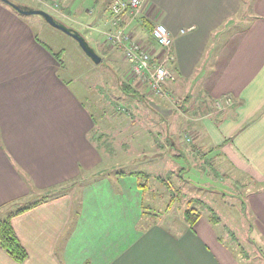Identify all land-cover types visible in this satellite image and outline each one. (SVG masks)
<instances>
[{"label": "crops", "instance_id": "crops-1", "mask_svg": "<svg viewBox=\"0 0 264 264\" xmlns=\"http://www.w3.org/2000/svg\"><path fill=\"white\" fill-rule=\"evenodd\" d=\"M28 1L21 4L50 11L60 22L71 20V28L98 53L110 25L114 29V0ZM145 16L144 26L128 27L133 40L161 57L164 50L153 42L151 29L157 23L167 27L175 75L168 90L187 96L182 110L200 117L188 125L194 134L184 156L210 159L225 177L242 174L255 182L257 188L247 186V225L264 244V0H148ZM33 25L0 1V220L13 212L14 202L68 189L13 218L28 258L17 263L0 248V264H243L209 218L201 217L193 228L185 220L179 236L154 222L143 226L144 197L135 178L119 183L120 192L106 180L96 184L105 156L92 137L95 116L61 78L63 53L44 43ZM207 99L226 100L216 109L218 117L205 112ZM78 186L83 196L75 203L72 191ZM139 191V212L129 219L132 195ZM103 231L106 238L96 239ZM96 244L105 253H97Z\"/></svg>", "mask_w": 264, "mask_h": 264}, {"label": "rangeland", "instance_id": "rangeland-1", "mask_svg": "<svg viewBox=\"0 0 264 264\" xmlns=\"http://www.w3.org/2000/svg\"><path fill=\"white\" fill-rule=\"evenodd\" d=\"M23 1L29 3L28 0H21L17 5L23 6L21 4ZM2 4L5 5L3 2ZM51 15L57 18L54 13ZM111 15L114 29L110 25L104 35L105 48L97 52L102 58L99 64L85 54L73 37L52 27L40 15L28 16L33 21L38 37L54 52L63 53L66 61L65 70L60 73L61 78L72 84L95 116L98 125L92 137L105 156V160L96 169V184L106 180L115 191L120 192L119 185L123 184L125 179L135 178L131 174L146 173L150 176L148 182L145 179L142 181L143 184H148L146 193L137 185L144 197V207L142 206L140 212L137 209L140 191L138 194H133L129 219L136 217L139 212L140 216H144H142L143 226L154 222L179 236L187 225L185 212L192 208L200 218L213 219L214 216L218 218L217 229L221 233V241L224 240L226 246L231 249L233 258L237 262L264 264L263 237L257 236L247 225V218L249 221L252 219L245 205L247 186H253L252 189H255L257 188L255 182L248 181L247 176L242 174L231 173L230 177H225L222 172L213 168L210 159L205 161L191 155L184 156L190 151L193 141L191 135L194 134L188 125L194 122L191 118L200 117L190 116L192 112L189 108L186 112L182 110L185 108L184 99L187 96L179 98L169 92L168 85L174 82L175 75L174 79L164 86L165 93H159L158 96L144 81L133 74L121 45L111 41L110 37L124 29L133 39L131 31L128 30L131 22L144 26L145 21L143 18L124 16L121 23L115 25L112 12ZM65 22L62 24L72 27L71 20L65 19ZM83 34L86 33L83 31ZM152 40L156 44L155 39ZM156 47L157 45L154 46ZM110 51H114L115 54ZM159 55L161 57L153 56L154 61H161L165 51ZM189 94L194 96L192 92ZM224 98L230 103L229 97ZM225 99L214 103L211 99H207L206 103L211 104V108L208 107L205 112L218 117L215 114L216 109L220 111L218 108L225 104ZM179 148L183 150L182 154ZM135 180L138 183V179ZM82 189V186H78L72 191L75 203L79 201L81 194L83 196ZM48 192L39 196L32 195L21 206L40 200ZM98 192L102 194L103 191L98 189L96 193ZM104 222L105 219L101 220L98 226L103 228ZM105 236L106 232L103 231L95 238L100 239ZM98 247L99 244H96L97 253H105L106 250Z\"/></svg>", "mask_w": 264, "mask_h": 264}, {"label": "built area", "instance_id": "built-area-1", "mask_svg": "<svg viewBox=\"0 0 264 264\" xmlns=\"http://www.w3.org/2000/svg\"><path fill=\"white\" fill-rule=\"evenodd\" d=\"M147 4L148 0H114L111 7L114 24L121 23L124 16L145 18ZM152 37L165 51V56L161 61H154L153 55L131 39L124 29L112 35L110 40L121 45L125 57L130 62L133 74L144 81L147 87L159 96V93H165L164 86L174 79V72L170 67L174 60L170 52L173 36L166 26L157 23L152 27Z\"/></svg>", "mask_w": 264, "mask_h": 264}, {"label": "trees", "instance_id": "trees-1", "mask_svg": "<svg viewBox=\"0 0 264 264\" xmlns=\"http://www.w3.org/2000/svg\"><path fill=\"white\" fill-rule=\"evenodd\" d=\"M12 1V0H10ZM60 64H62L61 56L59 54L54 55ZM129 88V87H128ZM130 89V88H129ZM124 175V174H122ZM134 176L136 179H138V186L139 188L146 193L147 191V185L148 184H143V180H149L150 176L146 173H136L135 175L131 174ZM146 182V183H147ZM68 189L67 187H60L59 189H55L52 191H49L47 194H45L40 200L35 201L32 204L29 205H23L24 203H19V202H14L13 207H16V209L13 210V212L8 213L4 218L0 220V248L6 251L17 263H23L25 260L28 258V252L26 248L23 246L21 243L19 237L17 236L13 225H12V220L13 218L22 215L38 206L41 204L48 202L51 199H55L57 197H61L64 192H66ZM172 202H174L172 200ZM144 207V206H143ZM185 220L186 222L193 228V226L197 223V221L200 219V215L196 213L194 209H189L185 212ZM211 222L214 225L218 224V218L213 217V219H210Z\"/></svg>", "mask_w": 264, "mask_h": 264}, {"label": "water", "instance_id": "water-1", "mask_svg": "<svg viewBox=\"0 0 264 264\" xmlns=\"http://www.w3.org/2000/svg\"><path fill=\"white\" fill-rule=\"evenodd\" d=\"M13 8L17 13L24 16L40 15L43 19L50 24L52 27L66 33L67 35L73 37L80 45L85 54L90 57L96 64L102 62V58L97 54V52L90 46L87 40L75 29L67 27L61 22L57 21L51 14L43 10L31 9L25 6L17 5L10 0H0Z\"/></svg>", "mask_w": 264, "mask_h": 264}]
</instances>
